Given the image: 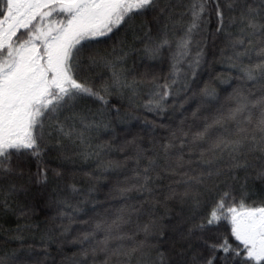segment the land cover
I'll return each mask as SVG.
<instances>
[{
  "label": "trees",
  "instance_id": "16d2710c",
  "mask_svg": "<svg viewBox=\"0 0 264 264\" xmlns=\"http://www.w3.org/2000/svg\"><path fill=\"white\" fill-rule=\"evenodd\" d=\"M167 1L174 5L163 13L137 15L84 42L76 79L94 91L106 86L107 103L71 101L45 122L39 157L16 154L11 170H0V264H206L213 256L214 264H237L210 247L223 238L236 247L230 223L208 225L207 218L225 193L238 210L264 206V133L257 129L264 108L253 104L264 97V0H202L187 48L178 45L194 0ZM249 8L253 28L240 25ZM161 57L159 65L148 61ZM239 96L251 102L250 122L209 123L197 138ZM58 125L71 137L59 136ZM219 138L225 144L217 147ZM237 140L238 151L225 146ZM193 142L212 158L190 150ZM10 190L16 194L9 198ZM61 213L73 223L66 230L57 224ZM83 248L92 251L80 256L75 250ZM103 255L112 258L102 263Z\"/></svg>",
  "mask_w": 264,
  "mask_h": 264
},
{
  "label": "snow or ice",
  "instance_id": "6c2138e0",
  "mask_svg": "<svg viewBox=\"0 0 264 264\" xmlns=\"http://www.w3.org/2000/svg\"><path fill=\"white\" fill-rule=\"evenodd\" d=\"M231 6L229 3L228 7ZM157 8L164 12L160 0H0V170H11V157L16 154L39 157L45 122L57 120V114L71 101L88 96L107 103L101 94L107 92L106 86L94 91L87 83L76 79L84 42L105 37L135 16ZM190 11L192 24L179 42L181 48H187L191 32L198 27L197 21L205 11L202 0H194ZM216 15L222 24L223 13L219 6ZM248 26L255 27L251 21ZM258 67L264 71V65ZM253 71L245 70L248 79H254ZM113 76L116 78L115 73ZM249 103L244 98L230 111L228 119H238L247 111ZM255 105L264 108V97L254 101ZM246 119L250 122V113ZM210 127L198 133L197 138H203ZM257 129L264 133V111ZM58 130L66 137L72 135L63 125H58ZM246 131L238 128L240 133ZM252 139L255 141V137ZM260 143L264 146V135ZM221 144L225 142L219 141L217 147ZM241 144L242 141L237 140L225 146L238 151ZM228 199L229 194L225 193L209 212L207 224L228 221L231 236L238 243L233 247L223 238L212 244L211 250L223 252L225 258L231 256L237 264H264V206L245 208L241 205L238 210L227 205ZM116 223L114 221L113 225ZM96 228L103 230L100 224ZM106 242L107 237L102 243ZM214 260L213 256L206 264H214Z\"/></svg>",
  "mask_w": 264,
  "mask_h": 264
},
{
  "label": "rangeland",
  "instance_id": "374dc122",
  "mask_svg": "<svg viewBox=\"0 0 264 264\" xmlns=\"http://www.w3.org/2000/svg\"><path fill=\"white\" fill-rule=\"evenodd\" d=\"M168 5V7L169 6H171V5H174V3L172 2V1H165V3L163 4V7H161V8H164L165 6H167ZM172 9V8H171ZM171 9L169 10V13L168 14H170L171 13ZM245 11V13H246V15L245 16H243V17H246L245 19L243 18V20L241 21V26L244 24L245 25V27L247 26V28L249 27L248 26V22L249 21H251V23L253 24V22H252V20L250 19V18H252L253 16H254V14L256 13V12H254V11H251V12H249L248 11V9H245L244 10ZM251 28H253V27H251ZM238 33H240L241 32V28H239V30L237 31ZM133 41H135V39L133 38ZM130 53H132V51L130 52ZM151 57V56H150ZM162 60H164V58L163 57H161V58H156V59H148V61H150V62H157V64L159 65V63H161V61ZM89 64L90 65H92L93 67H96V64H95V62L93 61L92 62V60H90L89 61ZM132 94H133V97H134V92H132L131 90H129ZM234 95V94H233ZM207 96V95H206ZM232 96V95H231ZM240 97V96H239ZM233 99H234V101H235V103H236V107H237V105H238V103H240L241 101H242V97H240V98H238V99H236L235 100V97H233ZM178 103H180L179 101H175V104H178ZM253 104H254V102H253ZM174 105V104H173ZM256 106V105H255ZM235 107V108H236ZM73 114H74V112H73ZM228 115H229V113H227V114H225V115H221V117H223V119H221V117H215V116H212L211 118H209V120H208V124L209 123H211L213 126L214 125H217V123H214V121H216V120H220V123H218V124H222V122H224V120H228ZM248 115H249V112H248V110L245 112V113H243L239 118L241 119L242 118V121H246V118L248 117ZM89 120V119H88ZM240 122V121H239ZM210 125V124H209ZM208 127V126H207ZM57 133L59 134V136H62L63 138H65L66 136H64V135H62L60 132H59V130H57ZM78 138V139H77ZM74 140L75 139H77V140H79L80 139V137H78V135L76 136V134H74V138H73ZM220 139V141L222 140L221 138H219ZM183 145V144H182ZM191 147H190V150H192V149H200V148H198L197 147V143L196 142H193V143H191V145H190ZM203 153H205L204 155L205 156H207L208 158H212V153H211V151L210 150H208L207 152H209V153H207L206 152V150L205 149H203V148H201L200 149ZM194 151H196V150H194ZM213 152H214V150H213ZM177 157V156H176ZM178 159H180V157H177ZM228 170H232V169H234L235 170V168H234V166H230L229 168H227ZM234 170H232V171H234ZM199 178V177H198ZM187 185V188L188 189H192V188H189V184H186ZM71 188H73V187H71ZM70 189V188H69ZM128 190H131V188H128ZM22 192V190H19L18 192ZM192 192H194V194H195V192H196V189H195V187L192 189ZM16 194V191L15 190H10V191H8V193H7V197H9L10 198V196H13V195H15ZM185 197H188V196H186L185 195ZM60 202H62L61 200H60ZM60 202L58 201V203L60 204ZM63 205V204H62ZM193 206H194V204H193ZM25 214H27V213H25ZM23 215V214H22ZM16 216H20V218H21V220H24L23 219V216H21V214H18V213H16ZM60 218H61V221H60ZM59 218V220H58V222H57V224L58 225H60V227H62L61 229L62 230H66V228L68 229V226L70 225H72V224H70V220L68 219V217H67V215L66 214H64V213H61V217ZM28 228H31L32 226L31 225H28L27 226ZM64 233H65V231H63ZM47 242V241H46ZM84 249V251H80V250H75L76 252H78L79 251V253L81 254L80 256H85L84 254H85V252L86 251H92V248H88V250L86 249V248H83ZM90 252H89V254H90ZM109 254V253H108ZM112 255H110V256H108V258L105 256V255H103L100 259H102L103 260V262L102 263H104L106 260H109L110 258H112L111 257ZM114 256V255H113ZM11 258V257H10ZM9 258V259H10ZM3 259H7V255H6V257H4ZM2 259V260H3ZM110 261V260H109ZM15 264V263H14ZM16 264H22V263H16Z\"/></svg>",
  "mask_w": 264,
  "mask_h": 264
}]
</instances>
